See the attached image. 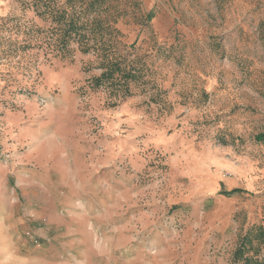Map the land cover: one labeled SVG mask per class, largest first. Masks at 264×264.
I'll return each mask as SVG.
<instances>
[{"label":"rangeland","instance_id":"1","mask_svg":"<svg viewBox=\"0 0 264 264\" xmlns=\"http://www.w3.org/2000/svg\"><path fill=\"white\" fill-rule=\"evenodd\" d=\"M32 1L0 0V264H241L264 226V0H103V43L64 52ZM106 58L134 78L96 82Z\"/></svg>","mask_w":264,"mask_h":264},{"label":"trees","instance_id":"2","mask_svg":"<svg viewBox=\"0 0 264 264\" xmlns=\"http://www.w3.org/2000/svg\"><path fill=\"white\" fill-rule=\"evenodd\" d=\"M83 1L63 0L61 4L57 0L32 1L34 11L48 19L50 24L53 25L52 37H55V42L50 45L52 50L64 52L71 39L76 40L80 46L85 45V49H87V43L90 39H93L95 44L98 41L101 44L103 43L102 37L96 40V36L100 34V20L93 18L89 20L86 16V13L93 10V6L102 4L103 0H90L85 5ZM99 47L104 50V45ZM103 66L105 70L95 79L96 82L112 79L115 74L119 76V80H124V82L134 78L135 71L131 67L128 70L122 69L120 61L117 59L106 58ZM236 190L233 189L228 193ZM254 240L259 242V244H264V226L253 225L240 237L238 245L233 252V259L236 262H241V264H264L262 259L248 254Z\"/></svg>","mask_w":264,"mask_h":264}]
</instances>
